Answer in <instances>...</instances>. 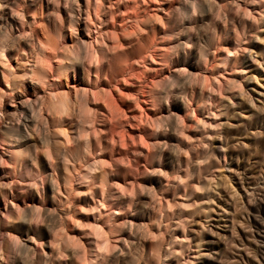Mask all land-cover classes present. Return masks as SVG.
Returning a JSON list of instances; mask_svg holds the SVG:
<instances>
[{"label":"rangeland","instance_id":"1","mask_svg":"<svg viewBox=\"0 0 264 264\" xmlns=\"http://www.w3.org/2000/svg\"><path fill=\"white\" fill-rule=\"evenodd\" d=\"M104 1L107 14L113 13L114 17L102 26L107 28L109 50L113 54L119 52V58L128 52L134 58V68L143 70L145 91L155 92L158 99L154 108L149 100L143 102V97L136 92L141 86L139 81L130 77L127 84H120L121 92L111 89L108 94L111 97L106 98L115 99L117 104L110 115L104 112L106 117L96 125L104 132L99 134L103 149L96 152L104 166L96 172L97 176L107 177L103 180L108 185L125 181L126 186L133 184L135 188L133 196H128L132 202L123 214L122 230L127 235L138 229L136 233L147 247L155 248L159 239H163L161 247L165 246L175 218L195 210L192 206L185 211L182 205L198 199L190 194L199 175L196 167L199 162H209L202 154L213 150L217 161L210 177L221 181L220 197L215 198L208 219L197 209L186 220L189 251L184 252L183 258L188 255L192 264H264V0H156L144 5L138 0L139 7L135 0ZM11 2L24 15L12 27L16 34H21V39L27 41L30 34L45 29L51 37L49 44L60 42L56 31L64 23L62 19L66 18L68 9L62 0ZM77 2L82 12L73 43L80 49V71L73 80L76 86L85 87L82 70L88 67L93 71L85 56L88 37L93 33L87 34L85 1ZM134 6L141 7V15L148 10L156 12L160 19L146 21V31L140 34L123 36L119 29L121 18ZM7 13L10 14L8 9ZM127 41L131 44H126ZM149 49L164 54L165 63L160 57L153 61L147 58L143 66L139 55ZM23 61L12 58L11 65L26 69L28 66ZM113 67L110 73L114 75H109V79H115L114 71L119 66L113 63ZM79 74L84 79L80 80ZM202 76H210L209 81H204ZM230 79L235 86L227 89ZM91 80L94 75L90 74L88 86L93 84ZM0 87L5 88L1 84ZM36 95V91L30 93L26 105L32 104ZM26 105L15 103L12 116L15 123L0 120V134L8 133L9 141H26L23 145L30 148L25 153L27 157L19 156L27 158L28 170L18 163V158L17 164L9 159L5 149L9 145L0 141V264H59L49 232L59 223L63 203L54 192L51 158L43 148V141L49 138L48 127L39 118L32 133L36 141H30L22 128L28 112ZM41 115L47 116L43 112ZM120 132L124 133V139L120 138ZM140 136L143 145L138 142ZM35 142L41 151L37 160L30 161L34 157ZM191 170L192 176H185ZM69 174L73 175H69L72 187L78 189L81 184L83 188L71 169ZM98 177L92 184L96 188L100 185ZM81 196L87 199L86 194ZM165 202L172 203L173 215L162 222L159 214L165 213ZM103 215L104 219L108 217L106 213ZM156 221L160 223L161 237L144 235L149 229L157 232ZM198 244L201 257L193 259ZM117 255L120 257L119 252Z\"/></svg>","mask_w":264,"mask_h":264},{"label":"bare ground","instance_id":"2","mask_svg":"<svg viewBox=\"0 0 264 264\" xmlns=\"http://www.w3.org/2000/svg\"><path fill=\"white\" fill-rule=\"evenodd\" d=\"M84 1L85 9L83 14L89 25H85L87 34L93 33V35L87 36L89 41L88 45H86L85 56L88 57L89 64L87 65L89 67L92 66L93 71L88 67L82 70L83 76L86 78V86L78 87L73 80L77 71H80V49L76 43H73V37L76 36L77 31V20L80 12H82L77 0H62L63 6L68 9L65 10L66 18L62 19L64 23L56 31L60 42L53 44L52 42L49 44L51 37H49L50 35L46 33L45 29H41V32L30 34V37H28L29 42H27L28 38L27 41L21 39V34H16L12 27L16 21L23 19V13L20 12V9L14 7L15 2L0 0V84L5 87H0V120L1 122L9 121L10 123H15L14 117L12 118L16 110L15 103L26 105L29 101L30 93L36 91L37 95L36 98L32 99V104L26 105L28 112L24 117L26 121L22 124V128L24 135L29 137L30 141H36L32 139V133L37 128V120L43 118L44 126L48 127L46 131L49 138L43 141V148L46 150L45 154H47V157L51 158L55 178L54 184L56 185L54 192L57 197H61L59 201L63 203L62 206L58 201L61 204L60 206L63 207L61 208V215H58L60 220L57 227L55 226V230H50L49 234H52V236L48 235L53 238L56 246L55 248L53 247V253L56 252L57 254V256L55 254L57 257L55 259L59 261V264H192L193 261L191 262L188 255L183 258L184 252L189 251L187 249L189 237L185 232L186 220L197 209L204 213L203 217L205 219H208L215 198L219 199L220 197L218 190L221 186V181L210 177L212 175L210 170L214 162L217 161V155L213 150L202 154L210 161L198 163L196 168L199 175L193 186H191L190 191V194L193 193V196L195 194L198 199H190V201L182 205L185 211L192 206L196 208L188 215L181 213L175 218L174 228L169 236V241L164 243L165 246L161 247L160 243L163 239H159L157 241L159 245L155 248L147 247L140 240V234L136 233L139 231L138 229H135L137 230L134 231L135 233L132 232V234L126 235L122 230L124 225L122 217L125 211L130 208L129 206H131L132 199L130 197L133 196L135 188L132 186L133 184L126 186L125 181H123V184L114 182L108 185L107 181L103 180L104 177L99 178L97 176L96 172L101 169L102 165L104 166V162L100 155L98 157V153H96L97 150L101 151L103 149L99 143V134L103 130L96 125L98 120L106 117L104 112L110 115L113 106L117 104H114L115 99L106 98L110 96L108 94H110L111 89L116 93L121 92L120 84H127V81H129L127 79L130 77L131 79L134 77L139 81L141 86L137 88L136 92L143 97V102L149 100L151 108H154L158 99L155 92L145 91L147 84L143 80L144 73L143 70L137 71L134 68V58L130 57L131 55H127L128 52L123 53V56L119 58V52L113 54L109 50L107 28L102 26L112 19L113 13L107 14V10L104 9V4L102 3L103 0ZM105 1L109 3L110 0ZM147 1L151 4L156 0H141V3L144 5L147 4ZM135 2L137 6L140 4L138 0H135ZM73 6H76V8ZM7 9L11 16L8 13L6 14ZM139 9L134 6L131 8L130 13L126 12L125 17L121 18L119 29L123 36L140 34L146 31V21H157L160 19L156 12L150 13L146 10L145 14L141 15ZM143 10L145 11V9ZM193 11L195 10L193 9ZM123 14L124 12H122ZM101 17H103V20ZM58 23H62V21ZM90 27L93 28V31ZM151 35L153 36L154 34ZM83 43L85 42L83 41ZM126 44L131 43L127 41ZM118 45L120 47V44ZM150 50L139 55V60L142 61L143 66L147 58L153 61L155 57H160L162 58L161 61L165 63L166 56L164 54L154 53L153 51L156 49ZM12 58H19L21 61L25 60L22 63H25L28 67L26 69H21L22 67L20 68V66L13 67L11 65ZM113 63L119 66V69L116 68L114 71L115 77H113L115 79H109V75L112 76L113 74L110 73L112 68H114ZM90 74L94 75V80H91L93 84L88 86ZM80 75H78L79 79H84ZM212 75L210 73V76ZM207 77L202 76V79L206 81ZM107 86L110 88H106ZM226 86L227 89H232L235 86L234 80L230 79ZM238 87L240 88V84ZM5 95H8L7 98H3V96L6 97ZM8 101L12 104V106L10 105L11 108H8ZM34 101H37L36 106L33 105ZM42 112L47 116H42ZM199 122L200 120L197 119L196 123ZM98 126H100V123H98ZM152 126L154 127V124ZM14 127L16 128L15 124H13ZM155 128L152 129L155 130ZM120 133V138L124 139V133ZM10 137L8 133L0 134V141L9 145V147L5 148L9 159L15 160L16 164L18 160V163L21 162L28 169L27 158L19 156H25V153H28L30 148L27 145H23L26 141L24 143L9 141ZM140 137L138 142L143 145L144 140L142 141V136ZM78 139L81 142H78ZM40 148L41 146L35 142L34 157L30 158V161L37 160L41 151ZM70 169L78 177L76 181L83 183V188H80L81 184L79 183L78 189L72 187L73 183L71 181L73 180L71 179L73 175H71L72 173L69 174ZM100 173H102V170ZM192 174L193 171L191 170L187 174L185 173V176H192ZM69 175L72 177L70 178ZM97 177L100 179V185H97L99 186L98 188L92 185ZM82 193L86 194L87 199H83L85 195L81 198ZM129 195L130 197H128ZM124 196H127L126 198L128 199ZM171 204L165 202V213L162 212L161 214L160 212L159 214V219L160 217L163 219L162 222H167L172 217L171 215L173 214L171 213L173 212H171L172 209L170 207L173 206ZM103 213L108 215L106 219L103 218ZM159 222L162 223L161 220ZM159 222L156 221L157 226L154 227L157 232L149 229L148 232L144 231V235H154L153 237L156 239L159 236L161 237V231H158ZM80 234L82 237L79 236ZM141 234L143 233L141 232ZM196 249L193 259L201 257L199 244L196 245ZM117 252H119L120 257H118ZM65 259L68 261H65Z\"/></svg>","mask_w":264,"mask_h":264}]
</instances>
